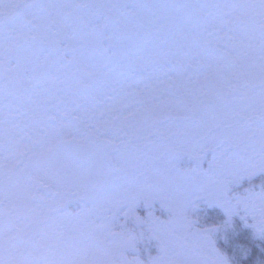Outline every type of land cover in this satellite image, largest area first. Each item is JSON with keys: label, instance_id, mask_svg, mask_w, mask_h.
Masks as SVG:
<instances>
[{"label": "snow or ice", "instance_id": "snow-or-ice-1", "mask_svg": "<svg viewBox=\"0 0 264 264\" xmlns=\"http://www.w3.org/2000/svg\"><path fill=\"white\" fill-rule=\"evenodd\" d=\"M245 175L264 178V0H0V264H232L198 201L254 264L264 182L233 195Z\"/></svg>", "mask_w": 264, "mask_h": 264}, {"label": "trees", "instance_id": "trees-1", "mask_svg": "<svg viewBox=\"0 0 264 264\" xmlns=\"http://www.w3.org/2000/svg\"><path fill=\"white\" fill-rule=\"evenodd\" d=\"M211 155L207 156V160H211ZM178 168L182 171H189V170H197V161L195 156L192 155H185L181 157V159L177 162ZM207 163H204L203 167L207 168ZM262 182H264V178L261 177H247L240 181L239 184L233 185L232 187V194L233 195H240L243 196L245 194V190H252L255 192L261 191ZM194 217H198L202 224L211 225L213 223L221 224V231L215 236V239L220 243L222 250L227 251L229 258L232 260V264H246V261L242 258L240 252L234 248L233 244L231 243L233 232L234 231H241L243 230V226L240 224L239 220L237 219L234 223L229 222L225 223L222 218L221 212L218 208H214L203 201H199L191 210ZM71 213L77 212V210L69 211ZM240 214L243 215V210L240 211ZM159 215V212H157ZM252 221L249 220V223ZM229 240V244L225 246L224 241L225 239ZM177 243H180L178 240ZM254 244L256 245V249L254 250L253 260L254 264H264V256L259 254V247L264 246V241H262L259 236L257 235ZM141 249L143 250L145 256H147L148 252L151 251L152 254H155V245L150 243L147 235H145L142 243Z\"/></svg>", "mask_w": 264, "mask_h": 264}, {"label": "rangeland", "instance_id": "rangeland-1", "mask_svg": "<svg viewBox=\"0 0 264 264\" xmlns=\"http://www.w3.org/2000/svg\"><path fill=\"white\" fill-rule=\"evenodd\" d=\"M153 71H156V69L151 68V67H147V68L144 69V74H147V73H149V72H153ZM194 72H195V69H193V73H194ZM193 127H194V125H191V124L187 125V128H188V129H192ZM109 160H111V156H109V159H108V160H104V162L106 163V162H108ZM98 161H99V158H98V157H97V158H94V161L92 162L91 167H92L94 164L98 163ZM141 163H143V161H141ZM126 166H127V165H125V167H126ZM91 167H90V168H91ZM185 172H187V171H185ZM247 177H248V176H246V175H245V176H241V177H239V178L237 179V181L234 183V185L239 184L240 181H242L243 179H245V178H247ZM198 202H199V201H198ZM198 202H195V203L193 204L192 209H193V207H194ZM83 207H84V204L82 205V208H83ZM192 209H191V210H192ZM176 243H177V241H176ZM53 257L59 258V252H58V250L55 249V248L43 250V251L37 253L35 257L30 258V259L34 261V264H47V262H48L50 259H52Z\"/></svg>", "mask_w": 264, "mask_h": 264}, {"label": "flooded vegetation", "instance_id": "flooded-vegetation-1", "mask_svg": "<svg viewBox=\"0 0 264 264\" xmlns=\"http://www.w3.org/2000/svg\"><path fill=\"white\" fill-rule=\"evenodd\" d=\"M108 159H109V155H105L103 157V160H108ZM93 161H94V159L92 161H90L87 165H80L76 162L75 163L79 168L89 169L91 167ZM78 192L82 193V189H77L75 186H69V187L65 188V190H64L65 199L70 202V207L68 208V211H70V210L71 211H73V210L79 211L82 208L83 203L79 201V197L77 195Z\"/></svg>", "mask_w": 264, "mask_h": 264}, {"label": "water", "instance_id": "water-1", "mask_svg": "<svg viewBox=\"0 0 264 264\" xmlns=\"http://www.w3.org/2000/svg\"><path fill=\"white\" fill-rule=\"evenodd\" d=\"M92 159L87 152H74V160L80 165H87Z\"/></svg>", "mask_w": 264, "mask_h": 264}]
</instances>
